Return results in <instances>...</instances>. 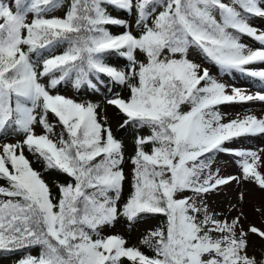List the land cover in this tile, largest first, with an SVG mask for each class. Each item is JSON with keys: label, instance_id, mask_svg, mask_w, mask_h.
Listing matches in <instances>:
<instances>
[{"label": "snow or ice", "instance_id": "snow-or-ice-1", "mask_svg": "<svg viewBox=\"0 0 264 264\" xmlns=\"http://www.w3.org/2000/svg\"><path fill=\"white\" fill-rule=\"evenodd\" d=\"M256 18L264 0H0V252L16 264H264V204L257 225L245 191L211 199L233 184L264 193V147L233 146L264 136V117L221 111L264 102ZM69 85L104 100L65 96ZM118 224L148 226L130 244Z\"/></svg>", "mask_w": 264, "mask_h": 264}, {"label": "rangeland", "instance_id": "rangeland-1", "mask_svg": "<svg viewBox=\"0 0 264 264\" xmlns=\"http://www.w3.org/2000/svg\"><path fill=\"white\" fill-rule=\"evenodd\" d=\"M55 14L61 15L62 12L57 11ZM251 23H253L257 27L264 28V19L256 18V19L252 20ZM112 31L117 32L118 29L113 28ZM242 42H244L246 44H252V41L246 37L242 38ZM60 51H62V49H57V52H60ZM193 58L195 59L196 57H193ZM108 60L112 63H116V64L120 63V61L117 60V58L114 56L108 57ZM205 66L208 67L210 69V71L212 72V74L214 76H216L217 79L221 80L222 82L233 84L237 87L245 88L250 94H254L255 92L259 91V90H256V91L251 92L248 90L249 84L252 83V81L249 78L240 76L239 74L221 76L218 69L215 66H213L211 63L206 62ZM256 67L260 68V67H264V65H257ZM118 90H120V89H118ZM62 94H64L65 96L77 98L80 100L90 99V98L93 99L94 102H103V100H104V93H98V94H95V96H92L90 93L85 91V92H82L80 94H77V92L73 88H71L70 85L67 86L65 90H63ZM122 94H124V93L122 92ZM105 111L109 115V117H111L113 109L111 107H106ZM221 111L229 113L230 108H227V105H224V106H221ZM3 142H5V141L0 140V143H3ZM7 142H14V138L10 137ZM258 142H259V145L257 147L249 146V144L247 143V141L245 142V140H241L239 144H236L233 146L234 147L250 148V149L261 148V147H264V136H261L260 139H258ZM219 166L221 167L222 173L224 175H229V174L236 175L239 172L237 165L234 163L233 159L230 157L220 156L219 157ZM46 179L51 184V183H53L55 177L46 176ZM241 190L246 192L247 203L245 204V208H244L245 212L247 213V215L251 221H253L257 225H259L261 223V218L254 211V208L259 207L262 204H264V196H263L264 193H263V195L260 194L259 193L260 191L258 190V188L255 185L247 184L244 186L243 189H240L235 184H233L228 189H226V194H227L226 196H225V194L222 193L219 197L213 196L211 199L214 202V205L215 204H221V202L225 201L227 198H231L233 201H235L238 192ZM126 194H127V186L125 189V195ZM252 214L254 215V217L251 216ZM147 226L148 225H140L138 228H136L134 230H128L126 225L118 224V225H116L115 231L123 233L127 237L130 244H136L140 233ZM257 247L259 248V245H257ZM257 254L259 255V253H257ZM12 260H13V258L0 257V264H10L12 262Z\"/></svg>", "mask_w": 264, "mask_h": 264}, {"label": "bare ground", "instance_id": "bare-ground-1", "mask_svg": "<svg viewBox=\"0 0 264 264\" xmlns=\"http://www.w3.org/2000/svg\"><path fill=\"white\" fill-rule=\"evenodd\" d=\"M251 85L252 83H250L248 86L249 91L252 92V91L260 90L258 85L256 87H252ZM227 108H230V111L228 113L229 114L228 119L236 118L237 114H239L241 118H243L246 115H254L258 118L264 117V102H260V101H250L248 103L231 104V105H227ZM260 137L261 136L250 137L242 140H245V142L247 141L249 146L257 147L259 145L258 139H260ZM259 193L263 195V193L261 192ZM251 216L254 217L253 214Z\"/></svg>", "mask_w": 264, "mask_h": 264}, {"label": "trees", "instance_id": "trees-1", "mask_svg": "<svg viewBox=\"0 0 264 264\" xmlns=\"http://www.w3.org/2000/svg\"><path fill=\"white\" fill-rule=\"evenodd\" d=\"M221 76H223V74H221ZM29 158L32 159L31 156H29ZM34 167L39 168L40 165L34 162ZM36 253H37V250H33V254H36ZM0 257L13 258V260H12V262L10 264H16V261L19 259V255H17V254H9V253H6V252H0Z\"/></svg>", "mask_w": 264, "mask_h": 264}]
</instances>
